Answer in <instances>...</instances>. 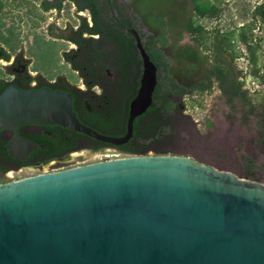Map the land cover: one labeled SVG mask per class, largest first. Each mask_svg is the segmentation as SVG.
I'll use <instances>...</instances> for the list:
<instances>
[{"label":"water","instance_id":"1","mask_svg":"<svg viewBox=\"0 0 264 264\" xmlns=\"http://www.w3.org/2000/svg\"><path fill=\"white\" fill-rule=\"evenodd\" d=\"M127 31L142 73L123 136L80 123L68 94L14 86L0 94V131L55 124L126 144L157 85ZM0 264H264V183L189 156L132 155L0 184Z\"/></svg>","mask_w":264,"mask_h":264},{"label":"rangeland","instance_id":"2","mask_svg":"<svg viewBox=\"0 0 264 264\" xmlns=\"http://www.w3.org/2000/svg\"><path fill=\"white\" fill-rule=\"evenodd\" d=\"M42 1L0 0V47L11 57L20 54L29 62L32 74L51 79L60 73L77 82V74L63 59V53L74 46L49 37L47 26L77 27V15L85 16L87 21L90 16L88 12L76 13L70 2L63 3L59 12L43 11ZM202 1L216 6L217 12L212 18H195L196 25H202L210 36L199 45L186 29L192 17V0H119L128 6L132 25L143 39L152 36L159 40L165 32L167 43L163 51L168 71L185 87L194 85L210 71L212 36L226 35L222 39L225 45H232L233 51L223 53L222 59L231 64L234 72H242L238 79L244 82L249 104L228 105L217 81H213L209 92L199 93L189 88L190 95L179 98L176 109L169 115L172 132L157 141L143 143L137 155L189 156L264 183V142L260 138L264 85L259 79L264 74V0ZM241 29L254 47L258 73H251L247 51L239 40ZM231 52L233 60L228 55ZM130 63L134 65L133 61ZM3 64L1 60L0 78L8 79L1 67Z\"/></svg>","mask_w":264,"mask_h":264},{"label":"trees","instance_id":"3","mask_svg":"<svg viewBox=\"0 0 264 264\" xmlns=\"http://www.w3.org/2000/svg\"><path fill=\"white\" fill-rule=\"evenodd\" d=\"M65 2L74 5L76 13L88 12L90 21H87L85 16L77 15L79 19L77 27L68 24L65 28H59L55 24H50L47 26V35L75 46V48L63 53V59L88 88L101 85L105 89L104 94L99 99L105 98L109 92L107 84L111 79L106 77V73L114 74L117 79L119 74H125L127 116L129 103L137 92L142 73V61L139 52L133 37L127 31L134 29L128 6L121 4L119 0H43L41 9L59 12ZM192 5V17L188 20L186 29L188 34L199 45H202L203 41L210 39V36L204 32L202 25H196L195 18H212L217 12V7L202 0H192ZM241 30L239 40L244 44L247 51L251 73H258L254 47L245 37L244 29ZM138 34L150 60L157 68V85L153 93V107L147 111L148 120L137 119L133 138L127 144L115 147L118 151L130 155L139 154L143 143H151L163 136H168L172 132L169 115L172 109L178 105L177 100L189 96L192 90L199 93L209 92L213 81L219 83L222 95L228 105L245 106L249 104L247 91L243 89L244 82L242 79H238L242 77V72H234L231 64L222 59L223 53H229V49L233 51L230 48L232 45H225V41L222 39L226 35L220 36L215 33L212 36L210 55L213 59L209 64L210 71L194 85L185 87L168 71V64L163 51L167 43L165 32H162L159 40L152 36H148L145 40L139 32ZM157 42L160 43V46H157ZM228 55L233 60L232 52ZM130 61H133L134 65ZM160 69L162 71L159 73ZM259 79L264 85V74H260ZM94 110L92 121L102 129L91 125L88 117H79V121L98 133L109 136H120L121 134L118 135L117 132L125 130V120H122L119 125L120 128L113 129L109 125L111 122L107 117L108 112L94 113ZM260 138L264 142V114L261 115Z\"/></svg>","mask_w":264,"mask_h":264},{"label":"flooded vegetation","instance_id":"4","mask_svg":"<svg viewBox=\"0 0 264 264\" xmlns=\"http://www.w3.org/2000/svg\"><path fill=\"white\" fill-rule=\"evenodd\" d=\"M1 60L5 62L1 66L3 73L9 78H0V94L10 86L21 90L45 88L53 92L59 91L71 96L72 111L78 120L79 117H88L91 125L102 129L92 121L93 110L95 109L94 113L108 112L107 117L111 122L109 124L110 128L119 127L122 120H125L126 126L127 89L125 74H119L117 79L114 74L106 73V77L111 79L107 84L109 92L101 100L99 97L105 91L101 85L88 88L82 79L78 78L79 81L74 82L69 76L60 73L51 79H47L37 73L32 74L28 69L29 62L20 54L11 57L0 47ZM175 109L176 107L172 111ZM145 114L139 117L141 121L148 120L149 115L147 112ZM137 119L133 123L132 138L135 134L134 128ZM125 130L123 132L119 130L117 132L118 135L121 134L120 136H123ZM115 147L118 146L96 141L67 127L55 124L37 125L25 123L17 125L15 129H4L0 131V184L104 161L107 160L108 155L114 152L119 153L122 157L132 156L118 151Z\"/></svg>","mask_w":264,"mask_h":264},{"label":"built area","instance_id":"5","mask_svg":"<svg viewBox=\"0 0 264 264\" xmlns=\"http://www.w3.org/2000/svg\"><path fill=\"white\" fill-rule=\"evenodd\" d=\"M122 156L119 154V153H113L111 155H108L107 156V160H113V159H118V158H121Z\"/></svg>","mask_w":264,"mask_h":264}]
</instances>
